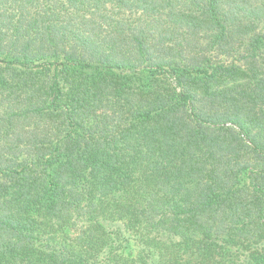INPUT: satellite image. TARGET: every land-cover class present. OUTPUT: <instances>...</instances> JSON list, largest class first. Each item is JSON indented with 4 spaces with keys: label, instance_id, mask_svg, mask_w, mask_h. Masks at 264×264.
Masks as SVG:
<instances>
[{
    "label": "trees",
    "instance_id": "16d2710c",
    "mask_svg": "<svg viewBox=\"0 0 264 264\" xmlns=\"http://www.w3.org/2000/svg\"><path fill=\"white\" fill-rule=\"evenodd\" d=\"M0 264H264V0H0Z\"/></svg>",
    "mask_w": 264,
    "mask_h": 264
}]
</instances>
